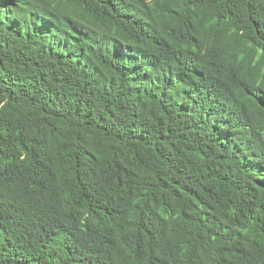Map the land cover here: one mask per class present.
Listing matches in <instances>:
<instances>
[{
    "label": "trees",
    "instance_id": "trees-1",
    "mask_svg": "<svg viewBox=\"0 0 264 264\" xmlns=\"http://www.w3.org/2000/svg\"><path fill=\"white\" fill-rule=\"evenodd\" d=\"M0 264H264V0H0Z\"/></svg>",
    "mask_w": 264,
    "mask_h": 264
}]
</instances>
